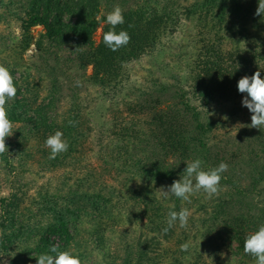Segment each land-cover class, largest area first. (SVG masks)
Returning a JSON list of instances; mask_svg holds the SVG:
<instances>
[{"label":"trees","instance_id":"16d2710c","mask_svg":"<svg viewBox=\"0 0 264 264\" xmlns=\"http://www.w3.org/2000/svg\"><path fill=\"white\" fill-rule=\"evenodd\" d=\"M258 3L0 0V22L15 20L18 28L12 43L0 33V65L10 70L17 87L15 99L6 105L14 130L6 138L9 153L0 155L6 174L12 175L6 178L0 171V264H37L50 245L78 256L81 264H256L244 252V242L264 225V203L256 206L251 196L264 183V128L249 129L253 135L247 137V156L239 148L226 156V150L213 144L216 123L203 109L244 98L247 94L238 91L243 76L259 71L264 78V15H255ZM117 5L125 23L116 31H127L131 41L114 52L103 35L111 27L106 16ZM182 18L192 26L185 63L191 97L180 89L166 100L171 86L162 82L156 95L150 89L133 92L127 84L131 63L153 54ZM35 26H41L37 36ZM31 45L40 51L41 68L51 76L47 98L40 97L42 79H29L23 63ZM66 49L79 68L91 69L87 79L92 84L115 93L123 89V108L115 109L99 129L75 97L58 109L57 62ZM57 130L69 149L49 159L45 141ZM87 140L96 141V165L90 160L92 151L84 147ZM196 159L204 170L221 162L228 165L219 195L208 198L201 190L190 203L165 196L184 175L186 162ZM32 163L54 175L33 193L26 179ZM243 177L247 184L241 183ZM3 184L6 192L1 194ZM181 208L191 213L188 226L181 228L177 222L164 234L169 211ZM82 224L88 226L84 236ZM184 243H189L188 251L181 250ZM88 245L103 260L88 263L94 251Z\"/></svg>","mask_w":264,"mask_h":264},{"label":"rangeland","instance_id":"374dc122","mask_svg":"<svg viewBox=\"0 0 264 264\" xmlns=\"http://www.w3.org/2000/svg\"><path fill=\"white\" fill-rule=\"evenodd\" d=\"M180 2L185 3L186 0H180ZM104 10L105 7L102 8V13L105 12ZM11 21L12 22L9 24L2 21L0 22V33L7 34L8 43H12V41L16 39L18 33L16 21ZM181 22L176 32L165 38L163 43L153 54L144 55L131 63L129 68L130 81L127 84L129 85V89H133V92L150 89L152 94L156 95L158 92L155 90L160 88L158 82H162L161 84L164 86H171L170 91H167L168 93L165 94L166 100L172 93L175 94V92H178L180 89L186 91L187 96L191 97V94L188 93L190 81L187 78L185 63L189 59V53L191 51V47H189V38L191 36L192 26L190 20L182 18ZM32 30L37 36L41 31V26H35ZM99 34L100 28H98L95 33V40H98ZM41 62L40 51L36 50L34 46L31 45L23 55V63H26L28 66V72L30 74L29 79H42L40 97L47 98L51 76L48 75L45 69L41 68L44 67ZM50 62L53 63V60L50 59ZM57 65L61 67L60 71L57 70V80L58 84L61 86L58 94V109L65 108L68 104H71L72 98L75 97L80 107H82L83 112H85L83 113L84 116L86 114L85 117H90V122H93L95 127L99 129L102 122L109 118V115H111L115 109L123 108L121 105L123 102V89L115 93V91L111 92L112 89L110 90L109 87H101L92 84L87 79L91 69L87 68L83 70L79 68L74 54L69 50L66 49L60 52ZM242 100L243 98L231 102L214 104L209 111L203 109L204 113H207L206 116L208 120L216 123L212 132L216 136V139L217 137L218 139L213 141V144H219L221 149L226 150V156H229L234 151L237 152L238 148L239 153L243 157L247 156L248 153L246 141L247 137L253 135L251 134V130H249L252 127L248 126L251 124L252 113L247 107L242 105ZM94 142L95 145L87 140L84 147L92 151L90 160H92L91 162L93 165H96L94 149H97V145L96 141ZM240 160L241 159L238 158L234 161V174L238 173V162L240 163ZM4 164L5 163L2 161L0 162L1 173H5L4 176L6 175V178H12V175L8 176L6 174L7 167ZM28 170L26 179L29 180L32 186L30 190L31 193H33L36 186L48 180L47 178L51 177L54 179V175L49 171H41L38 165L34 163L30 165V169ZM224 173H228V168ZM241 183L247 184L248 181L243 177ZM4 187L3 184V191L1 194L6 192ZM199 192L201 193V191ZM251 196L256 206L262 205L264 203V183L260 185ZM79 227L81 228L80 235H86L85 229L88 228L87 224H82ZM198 240L202 242V238L199 237ZM92 249L94 248H90L88 245L87 250ZM95 252L96 249L93 251V257L89 256L90 260L88 263L100 262L103 260L101 252L98 254Z\"/></svg>","mask_w":264,"mask_h":264},{"label":"clouds","instance_id":"9594fccd","mask_svg":"<svg viewBox=\"0 0 264 264\" xmlns=\"http://www.w3.org/2000/svg\"><path fill=\"white\" fill-rule=\"evenodd\" d=\"M255 15H264V0H259ZM106 23L111 27L109 31L104 33L103 42L109 49L115 52L130 43L131 36L127 31H116L117 26L125 23L123 9L120 6H115L107 14ZM238 91L247 94L242 100V105L252 113L251 124L248 126L257 129L264 128V78H261L260 72H255L251 77L246 75L240 78ZM16 93L17 87L10 70L4 65H0V155L8 152L6 138L12 136L14 132L13 123L8 118L6 105L15 99ZM74 123L69 121L70 126H74ZM45 146L51 150L49 159H55L69 149V143L64 139V134L60 130L46 139ZM202 163L200 159L186 162L184 175L173 181L164 195L167 196L170 193L189 203L191 196L201 190L208 198L218 196L221 190L222 174L227 170L228 165L221 162L217 167L204 170ZM136 211H140V209ZM190 215L191 213L187 208H181L178 212L169 211L167 227L162 229L163 233L167 234L177 222L181 228H186ZM180 247L182 251H188L190 245L184 243ZM244 252L255 257L256 264H264V225L246 237ZM37 264H81V260L69 251H61L57 245H50L48 252L37 257Z\"/></svg>","mask_w":264,"mask_h":264}]
</instances>
